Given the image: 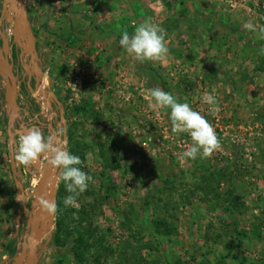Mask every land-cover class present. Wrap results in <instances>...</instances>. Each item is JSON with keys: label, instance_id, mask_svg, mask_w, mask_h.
I'll list each match as a JSON object with an SVG mask.
<instances>
[{"label": "rangeland", "instance_id": "rangeland-1", "mask_svg": "<svg viewBox=\"0 0 264 264\" xmlns=\"http://www.w3.org/2000/svg\"><path fill=\"white\" fill-rule=\"evenodd\" d=\"M27 17L38 89L59 99L64 147L93 177L65 206L71 193L57 169L52 234L37 264H264V0H27ZM147 18L166 30L169 51L141 62L119 40ZM1 22L0 64H27L10 51L11 23ZM156 87L209 121L220 141L209 156L183 157L193 141L173 132L170 109L146 99ZM206 94L216 98L215 114ZM0 96H9L2 75ZM18 105L12 136L8 102L0 109V152L13 165L21 163L12 149L33 127ZM21 167L25 211L6 235L26 249L41 190L37 162Z\"/></svg>", "mask_w": 264, "mask_h": 264}, {"label": "clouds", "instance_id": "clouds-1", "mask_svg": "<svg viewBox=\"0 0 264 264\" xmlns=\"http://www.w3.org/2000/svg\"><path fill=\"white\" fill-rule=\"evenodd\" d=\"M247 27L252 29L253 25L248 24ZM166 35V30L162 26L147 18L135 26L133 34L123 32L119 43L141 62L159 60L169 51ZM261 51L264 53V49ZM148 97H151L150 104L154 103L156 106L170 109L173 132H187L190 135L193 143L184 152L183 157L193 160L200 154L207 157L219 147L220 141L215 129L204 116L193 110L188 102H179L172 93L163 91L159 87L149 89L146 99ZM204 102L210 105L213 114L219 110L215 96L206 94ZM63 134V127H58L47 135L39 128L31 127L26 134H20L17 144L12 149V157L15 161L30 166L47 155V164L59 170L66 191L71 193L64 198V205L74 206L77 196L88 189L93 177L79 167L82 164L81 158L67 150L64 142L59 140ZM45 203L48 211L56 210L55 203Z\"/></svg>", "mask_w": 264, "mask_h": 264}, {"label": "water", "instance_id": "water-1", "mask_svg": "<svg viewBox=\"0 0 264 264\" xmlns=\"http://www.w3.org/2000/svg\"><path fill=\"white\" fill-rule=\"evenodd\" d=\"M1 14L2 18L0 20H3V17H5L11 23L12 42L20 49L21 58L24 61L27 57L29 58L28 63L24 64L25 71L37 74L39 72V57L36 50L35 38L27 17V0H4ZM2 63V65L0 64V75L6 79L9 88V96L6 100L10 110L8 116V134L12 136L13 132L11 128L19 111L17 103L18 78L13 72V64L9 60L3 58ZM29 90L37 101L43 100L47 108H50L51 100L57 105L60 104L54 94L49 92L41 93L37 84L35 88L29 86ZM39 94L41 97H38ZM59 120L58 125L64 121L62 109L59 111ZM48 128L51 129L52 125H49ZM26 131L22 130L23 133ZM63 138L60 137L59 140L62 141ZM37 165V173L40 175L39 184L41 193H38L36 203L31 208L33 216H31V220L27 226V230L30 232V239L27 241V248L21 247L19 254L13 258L14 261L11 264H37L39 244L43 239H45V243H48L51 238L52 233L50 230L53 227L55 211H48L45 202L55 203L54 194L58 170L53 168L47 171V167L50 166L47 164V161L42 163L40 159L37 161Z\"/></svg>", "mask_w": 264, "mask_h": 264}, {"label": "crops", "instance_id": "crops-1", "mask_svg": "<svg viewBox=\"0 0 264 264\" xmlns=\"http://www.w3.org/2000/svg\"><path fill=\"white\" fill-rule=\"evenodd\" d=\"M3 105L4 104L0 105V109L3 108ZM0 154V233L5 232V234L2 235L8 237L6 235V232L8 230L7 226H10L11 230L13 227V234L17 233L19 228L18 221L25 211L24 202L26 200V197H23L22 194L24 193L25 195H27V193H25V186L23 185V182L20 178L22 174H25L26 169H22L21 164L13 165L9 153H7V156L9 157L8 161H5L4 152H0ZM13 199L15 200V202L16 200H19V202H17L18 204H12ZM11 217H14V219L10 220ZM11 234L12 233L9 234L8 239H0V248L6 242L14 240L12 238L10 239ZM15 246L18 249V253L15 255L17 256L20 252V245L15 242ZM0 253L1 258H9L7 254H4L2 252V249H0Z\"/></svg>", "mask_w": 264, "mask_h": 264}, {"label": "flooded vegetation", "instance_id": "flooded-vegetation-1", "mask_svg": "<svg viewBox=\"0 0 264 264\" xmlns=\"http://www.w3.org/2000/svg\"><path fill=\"white\" fill-rule=\"evenodd\" d=\"M5 17H3L2 22L5 21ZM1 22V23H2ZM12 43L11 42V52L17 54V57L21 59L20 56V49L17 52L15 48L12 49ZM36 43V42H35ZM37 50V49H36ZM16 57V58H17ZM18 59V58H17ZM13 64V72L17 75L18 78V93H17V103L21 104V114L23 119V124L25 126L33 125V127L39 128L45 135L54 132L58 127L64 128V134L66 133V123L65 118L64 121L58 125L59 120V111L61 107L57 105L53 100L50 102V108H47L44 104V101H37L31 94L29 90V86L32 88H35V85L37 84L39 86L40 84V75L39 73H33V72H26L24 68L23 62H21L22 66L15 67L13 60H9ZM39 63V62H38ZM16 69V71H15ZM22 70V72H21ZM38 97H41L39 94ZM57 98V97H56ZM59 101V99L57 98ZM40 105L42 108L45 109V112L41 111ZM19 106V105H18ZM64 116V112H63ZM21 122V121H20ZM52 125V128L49 129L48 126ZM63 136H61L63 138Z\"/></svg>", "mask_w": 264, "mask_h": 264}, {"label": "trees", "instance_id": "trees-1", "mask_svg": "<svg viewBox=\"0 0 264 264\" xmlns=\"http://www.w3.org/2000/svg\"><path fill=\"white\" fill-rule=\"evenodd\" d=\"M13 48H15L17 52L19 51V48L14 43H12V49ZM5 103L6 101L4 97L0 96V105L5 104ZM16 126H18V124L14 125V127ZM59 205H61L60 201H59ZM55 225H56V229H55L54 241H55L56 246L59 247L63 243V240H61L62 237H60V235L62 234V230H63L62 228L63 222L57 221ZM0 249H2V252L4 254H7L10 259H13L15 255L18 253V249L15 246V240H10L6 242L4 245L1 246Z\"/></svg>", "mask_w": 264, "mask_h": 264}]
</instances>
